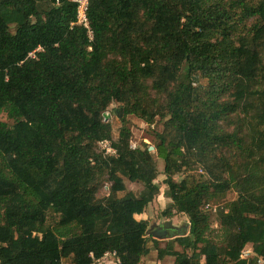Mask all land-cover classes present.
Instances as JSON below:
<instances>
[{
    "label": "trees",
    "instance_id": "trees-1",
    "mask_svg": "<svg viewBox=\"0 0 264 264\" xmlns=\"http://www.w3.org/2000/svg\"><path fill=\"white\" fill-rule=\"evenodd\" d=\"M77 10L0 0V264H141L149 241L159 263L264 261V0H87V27ZM127 116L161 128L164 213L186 216L185 235L135 218L159 172ZM231 190L213 229L209 203Z\"/></svg>",
    "mask_w": 264,
    "mask_h": 264
},
{
    "label": "rangeland",
    "instance_id": "rangeland-1",
    "mask_svg": "<svg viewBox=\"0 0 264 264\" xmlns=\"http://www.w3.org/2000/svg\"><path fill=\"white\" fill-rule=\"evenodd\" d=\"M119 110L120 109L118 108V106L116 104H113L109 107L107 112L104 113L106 115V117L104 118V121L108 122L111 125L113 139L117 138L118 130L121 126V123H120L121 118H118L117 116L119 114H121L122 116V113H119ZM126 120H127L128 127L130 128L131 134H132L131 142H130L131 147L134 148V147L141 146L144 144L146 146L153 148L154 143H155V137H154L153 132L161 131V128L158 125L157 121L153 125L148 126L147 124H145L144 122H142L141 120H139L138 118L134 116H127ZM0 121L6 122L8 124L11 123L10 121L7 120L4 114H0ZM96 150L100 151V148L97 145H96ZM151 153H152L154 160L157 163V168L159 172L155 180V183L159 187V194L155 196L153 201L147 206V208L144 211V214H142L141 216H137L136 218L146 219L150 229L158 228L159 226L162 227L166 222H170L171 227H172V230L170 231H172L173 233H179V234L186 233L187 234L188 233V220L185 215L178 214V213H172L171 217H168L164 213L165 208L169 205V200L164 197V192L166 190V187L163 185V179H164V176L162 175L163 162L156 157V154L153 150L151 151ZM200 172L201 171L197 169L192 170V171H185L180 177L182 178L186 176L196 177L197 175L200 174ZM178 177L179 176H176L175 179H178ZM109 186L110 184L108 181H106V177H105V180L103 181L102 186L100 187L97 196L98 197L106 196L108 194ZM126 190L134 194H139V192L142 190V186L140 184H132V183L127 182ZM235 198H236V193L235 191L231 190L226 194V197L224 200H221V201L217 200V201H212L209 203L211 208H213L212 210H210L211 212H209L211 227L213 229H217V223L215 220L216 217L214 214V210L215 209L218 210L219 208L223 206L225 202L234 200ZM159 241H160L159 243L160 247H164L165 244H167L166 242L169 241V239H164V240H159ZM148 245L150 247V253L145 259H143L142 264H173L172 258H165L163 261L159 263L156 259V255H157L156 251L152 247V244L150 241ZM176 248L178 249V247ZM250 250H251L250 247H246L243 253L249 252V254H251ZM245 258H247V256Z\"/></svg>",
    "mask_w": 264,
    "mask_h": 264
},
{
    "label": "built area",
    "instance_id": "built-area-1",
    "mask_svg": "<svg viewBox=\"0 0 264 264\" xmlns=\"http://www.w3.org/2000/svg\"><path fill=\"white\" fill-rule=\"evenodd\" d=\"M75 1L78 3L77 22H78V24H82L85 27H87V25H86V16H85L87 0H75ZM88 36L91 37L90 32L88 33ZM97 146L100 148V152H102V154L104 156H113V155H115V151L112 148L111 143L109 141H107V140L99 141L97 143ZM105 255L106 256L110 255V256L115 258V254L114 253H107ZM249 255H250L249 252L242 253V258H245L246 256L248 257ZM115 260H116V263H117L118 261H117L116 258H115ZM257 264H264V261L259 259L257 261Z\"/></svg>",
    "mask_w": 264,
    "mask_h": 264
},
{
    "label": "water",
    "instance_id": "water-1",
    "mask_svg": "<svg viewBox=\"0 0 264 264\" xmlns=\"http://www.w3.org/2000/svg\"><path fill=\"white\" fill-rule=\"evenodd\" d=\"M119 113H122V110H121V109L119 110ZM117 116H118V118H121V114H119V115H117ZM103 117L105 118L106 115L103 114ZM148 150H149V151H152L153 148H152V147H149ZM188 227H189V225H188ZM158 228L163 229V230H166V231H170V230H172V227H171L170 222H166L162 227L159 226ZM171 233H172L173 236H175V237L182 236V235H185V234H186V233H183V234H182V233H181V234H179V233H173L172 231H171Z\"/></svg>",
    "mask_w": 264,
    "mask_h": 264
},
{
    "label": "crops",
    "instance_id": "crops-1",
    "mask_svg": "<svg viewBox=\"0 0 264 264\" xmlns=\"http://www.w3.org/2000/svg\"><path fill=\"white\" fill-rule=\"evenodd\" d=\"M139 216H141V215H139ZM137 216H135V218H136ZM137 219V218H136ZM146 220V219H144V218H139V219H137V220ZM95 264H116V260H115V258L114 257H112V256H110V255H108V256H104L102 259H100L99 261H97ZM142 264V263H141Z\"/></svg>",
    "mask_w": 264,
    "mask_h": 264
}]
</instances>
